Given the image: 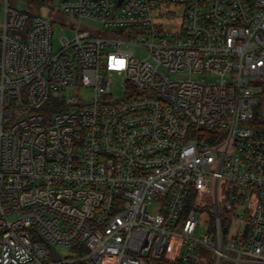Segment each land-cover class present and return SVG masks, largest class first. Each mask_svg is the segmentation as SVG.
Instances as JSON below:
<instances>
[{
    "label": "built area",
    "instance_id": "built-area-1",
    "mask_svg": "<svg viewBox=\"0 0 264 264\" xmlns=\"http://www.w3.org/2000/svg\"><path fill=\"white\" fill-rule=\"evenodd\" d=\"M58 2L0 20V264H264V0Z\"/></svg>",
    "mask_w": 264,
    "mask_h": 264
},
{
    "label": "rangeland",
    "instance_id": "rangeland-1",
    "mask_svg": "<svg viewBox=\"0 0 264 264\" xmlns=\"http://www.w3.org/2000/svg\"><path fill=\"white\" fill-rule=\"evenodd\" d=\"M6 4H8L11 7L17 8L19 10H25L30 13L52 17L54 21V29H55L54 32L55 45H57L58 42L57 39L59 35L63 33H68L69 35L72 34V30L69 26L73 24L74 18L71 15L60 10L58 0H54L53 2L50 3H40L36 0H0V20L4 19ZM164 9L170 10L169 11L170 15L167 18H157L156 20L160 21V23H163L164 27L170 29L171 31L179 29L183 17L182 13L184 7L182 5L169 3L164 5ZM66 25L68 27H66ZM83 26L86 28L92 27L93 34L114 35L113 33L114 31L112 29L110 30L105 29L100 23H96L90 20H84ZM134 52L137 56L144 57L148 54V49L145 46H134ZM122 81H123V76L115 73L113 77V86H112V91L115 97H120L123 94ZM81 91L85 96H88L91 93V90L88 87H82ZM257 106L264 107V96L259 97V103ZM200 218H201V222L199 224L198 230L200 232H203L206 230V225H207L206 215L201 214ZM57 248L63 254L70 252V249L67 246H57ZM204 258L215 260L214 255L210 253L204 255ZM225 261H226L225 259L222 260V262Z\"/></svg>",
    "mask_w": 264,
    "mask_h": 264
},
{
    "label": "trees",
    "instance_id": "trees-1",
    "mask_svg": "<svg viewBox=\"0 0 264 264\" xmlns=\"http://www.w3.org/2000/svg\"><path fill=\"white\" fill-rule=\"evenodd\" d=\"M36 1L40 3H50L53 2L54 0H36ZM252 123L258 130L264 132V107L260 106L257 108ZM211 222H213V218L211 219ZM250 264H256V263H250Z\"/></svg>",
    "mask_w": 264,
    "mask_h": 264
},
{
    "label": "water",
    "instance_id": "water-1",
    "mask_svg": "<svg viewBox=\"0 0 264 264\" xmlns=\"http://www.w3.org/2000/svg\"><path fill=\"white\" fill-rule=\"evenodd\" d=\"M122 2V0H118V4H120ZM53 250V254L59 258V255L57 254V252L52 248Z\"/></svg>",
    "mask_w": 264,
    "mask_h": 264
}]
</instances>
